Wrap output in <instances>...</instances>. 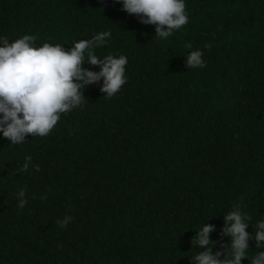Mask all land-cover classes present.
<instances>
[{
	"label": "trees",
	"instance_id": "1",
	"mask_svg": "<svg viewBox=\"0 0 264 264\" xmlns=\"http://www.w3.org/2000/svg\"><path fill=\"white\" fill-rule=\"evenodd\" d=\"M185 3L189 22L161 40L120 0H0L10 41L67 50L110 32L94 54L128 58L113 97L101 80L47 136L14 145L0 134V264H193L205 222L215 252L236 205L250 233L264 220V0ZM197 49L205 66L188 69ZM249 246L250 259L264 251Z\"/></svg>",
	"mask_w": 264,
	"mask_h": 264
},
{
	"label": "clouds",
	"instance_id": "2",
	"mask_svg": "<svg viewBox=\"0 0 264 264\" xmlns=\"http://www.w3.org/2000/svg\"><path fill=\"white\" fill-rule=\"evenodd\" d=\"M122 9L135 14L141 23L154 25L161 40L189 22L185 0H120ZM110 32H99L91 39L74 41L72 47L44 42L37 45V36L26 34L9 40L0 35V134L14 145L26 141V136L45 137L60 120L63 113L79 107L84 90L102 82L101 91L111 98L127 82V56L108 54L98 57L95 49L104 46ZM191 45L188 48L191 49ZM87 53V62H85ZM187 68L205 66L203 52L191 50L186 55ZM85 64L100 65L94 71ZM32 157L25 158L24 170ZM39 170V166H36ZM19 206L24 207L25 190L19 192ZM72 220L66 216L57 223L66 227ZM221 233L230 238L225 251H213L216 241L211 233L216 225L205 222L192 240L199 251L192 254L193 264H242L247 257L251 264H264V251H256L249 258V240L256 241L257 249H264V220L255 223L254 232L247 231L250 217L239 205L224 215ZM202 249V250H201ZM223 256V259H221Z\"/></svg>",
	"mask_w": 264,
	"mask_h": 264
}]
</instances>
